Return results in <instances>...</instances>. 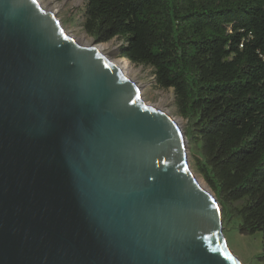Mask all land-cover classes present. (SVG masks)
Here are the masks:
<instances>
[{"label": "water", "instance_id": "obj_1", "mask_svg": "<svg viewBox=\"0 0 264 264\" xmlns=\"http://www.w3.org/2000/svg\"><path fill=\"white\" fill-rule=\"evenodd\" d=\"M97 44L0 0V264H243L185 131Z\"/></svg>", "mask_w": 264, "mask_h": 264}, {"label": "trees", "instance_id": "obj_2", "mask_svg": "<svg viewBox=\"0 0 264 264\" xmlns=\"http://www.w3.org/2000/svg\"><path fill=\"white\" fill-rule=\"evenodd\" d=\"M85 2L94 41L121 38L120 56L173 89L196 171L264 261V0Z\"/></svg>", "mask_w": 264, "mask_h": 264}, {"label": "rangeland", "instance_id": "obj_3", "mask_svg": "<svg viewBox=\"0 0 264 264\" xmlns=\"http://www.w3.org/2000/svg\"><path fill=\"white\" fill-rule=\"evenodd\" d=\"M42 7L55 14L61 21L64 29L83 45L94 44V39L84 30L83 23L85 19V0H38ZM122 43L121 38H113L107 43H98L103 46V53L111 60L119 59L126 62L127 76L136 82L140 88L143 100L163 111L170 113L178 121L183 131L189 126L188 120L178 114L175 105V96L173 89H163L155 81L153 69L149 66L137 65L132 63L119 54V46ZM125 74V73H124ZM189 165L195 174L197 180L207 188L211 189L196 171L193 165L194 147L189 143ZM212 191V190H211ZM213 192V191H212ZM235 205V204H234ZM239 205V203H236ZM238 220L234 217L223 223V232L228 246L243 264H264V261L258 259L263 253L262 238L258 235H245L238 230Z\"/></svg>", "mask_w": 264, "mask_h": 264}, {"label": "bare ground", "instance_id": "obj_4", "mask_svg": "<svg viewBox=\"0 0 264 264\" xmlns=\"http://www.w3.org/2000/svg\"><path fill=\"white\" fill-rule=\"evenodd\" d=\"M39 4H40V2L38 1V0H36ZM41 5V4H40ZM42 6V5H41ZM47 11V10H46ZM52 13V12H51ZM55 15V14H54ZM79 42V41H78ZM96 47L103 53V46H100V45H96ZM114 65H116L119 69H120V71L124 74V76H126L127 78H129L128 76H127V72H126V70H127V66H126V62H124L123 60H119V59H114V60H111V59H109ZM130 79V78H129ZM200 185L205 189V190H208L209 192L211 191V189H209V188H207V186L206 185H204V183H202L201 181H200ZM212 192V191H211Z\"/></svg>", "mask_w": 264, "mask_h": 264}]
</instances>
